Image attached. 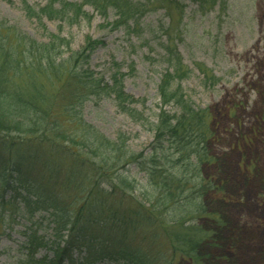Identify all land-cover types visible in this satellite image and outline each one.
<instances>
[{
    "label": "trees",
    "instance_id": "trees-1",
    "mask_svg": "<svg viewBox=\"0 0 264 264\" xmlns=\"http://www.w3.org/2000/svg\"><path fill=\"white\" fill-rule=\"evenodd\" d=\"M192 1L203 9L215 0ZM153 2L47 0L34 8L24 6L45 31L44 18L68 26L91 21L93 15L83 9L88 5L106 26L130 35ZM170 43L166 39L162 44L167 66L157 85L153 138L134 152L124 133L110 139L80 114L86 101L110 99L116 110L134 121L144 118L146 101L125 92L119 64L107 77L89 67L91 53L104 45L103 40L85 36L72 49L67 36L48 33V39L40 41L0 18V220L18 211L30 221L23 231V256L16 264H154L142 240L136 243L132 235L141 224L162 230L181 258L198 257L200 247L214 241L209 229L195 222L209 217L204 196L217 188L202 174L213 129L209 112L185 98L180 81L191 69ZM199 70L205 82H216L208 69ZM63 156L73 160L61 180L58 158ZM130 166L142 174L151 195L124 210L108 199L116 188L138 184L135 177L129 178ZM92 173L111 183L112 189L99 187L96 177L91 180ZM7 190L11 195L5 198ZM64 192L72 194L65 197ZM163 208L166 217L155 214ZM39 213L51 224L47 236L40 232L39 219L33 220ZM40 249L51 253L37 258Z\"/></svg>",
    "mask_w": 264,
    "mask_h": 264
},
{
    "label": "rangeland",
    "instance_id": "rangeland-1",
    "mask_svg": "<svg viewBox=\"0 0 264 264\" xmlns=\"http://www.w3.org/2000/svg\"><path fill=\"white\" fill-rule=\"evenodd\" d=\"M66 1L82 4L85 0ZM45 2L0 0V18L40 41H46L48 33L67 36L72 49H77L85 36L102 39L104 45L91 53L89 67L107 77L119 64L124 73L125 92L146 101L144 118L138 122L116 110L110 99L86 101L80 110L82 119L100 133L110 139L124 133L128 147L134 152L152 141L153 114L159 108L157 85L167 66L162 57L166 39L191 69L189 76L180 81L185 98L192 106L209 112L214 136L208 146L209 162L203 165L202 174L212 179L217 188L204 196L203 206L211 219L195 222L209 229L214 241L203 244L198 257L192 259L181 258L166 234L153 225H138L132 232L134 241L142 240L141 245L154 257V264H264V0H215L203 9L192 0H155L130 35L122 28L106 26L88 5L83 9L93 15L91 21L81 20L68 26L57 19L44 18L45 31L26 8ZM110 12L111 21L114 16ZM200 67L217 78L214 84L212 79L205 82ZM70 157L71 160L56 157L61 180L68 174V164L73 160ZM129 168V178L135 177L138 184L116 188L108 199L124 210L151 195L150 189L143 185L142 174L133 166ZM92 174L91 180L96 177L99 187L112 189L111 183ZM116 182L113 177L112 183ZM71 194L63 193L65 197ZM9 195L11 192L7 190L4 197ZM163 210L154 211L166 217ZM36 219L41 223L40 232L49 235L51 224L46 215L39 213L33 218ZM29 224L27 216L18 211L0 220V264H16L23 256V231ZM48 253L51 252L40 249L36 256Z\"/></svg>",
    "mask_w": 264,
    "mask_h": 264
}]
</instances>
